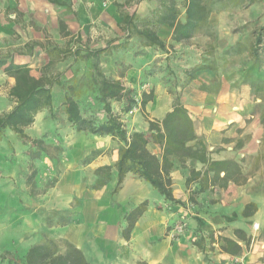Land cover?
<instances>
[{"label":"rangeland","instance_id":"rangeland-1","mask_svg":"<svg viewBox=\"0 0 264 264\" xmlns=\"http://www.w3.org/2000/svg\"><path fill=\"white\" fill-rule=\"evenodd\" d=\"M57 1H64L65 4L47 1L46 8L42 10L47 20L54 19L53 25L48 24V20L46 27L37 24L41 16L35 15L34 12L19 11L17 0H0V57L13 55L15 61L28 59L33 75H58L64 84V88L53 85L52 112L43 109L36 114L34 122L24 128L27 137L22 138L11 129H5L0 136V259L5 257L3 261L0 260V264H6L9 257L22 258L31 245L45 238L61 240L62 244L71 243L61 235V228L81 219L82 203L79 197L71 194V191L75 192L71 188L76 187L77 183L91 189L96 180V169L89 163L96 161L101 154L111 158L113 150L118 148V143L109 136L95 137L96 135L87 132L75 131L61 112L64 93L71 91L69 85H74L72 93L81 98L91 94L92 84L89 77L91 60L84 57L77 59L71 56L62 59L54 57L49 63L47 49L53 46L58 48L71 46L74 49V46L79 44L84 46V49H94L105 46L110 40H114L111 46L123 43L125 40L121 28L123 14L136 13L139 16L147 11L150 13L157 4L156 0H113L118 14L115 29L98 28L96 22H90L84 25L82 30L77 31L70 24V21L77 19L73 2ZM216 7L219 11L209 18L215 36L197 34L189 38L190 56L194 57V54L197 56L199 51L213 46L214 57L218 59L223 75L237 81H242L246 73H250L251 79L258 76L264 78V55L260 67L257 68H252V59L247 50L221 58L223 50L238 39L247 44L253 40L254 29L264 24V0L253 2L219 0ZM61 22L63 30L60 29ZM30 48L31 55H28ZM144 52V48H140L137 40L131 38L128 40L126 50L109 49L97 61L101 72L110 78L127 77L130 72L131 76L126 82H132L137 101L141 98L143 90L161 91L163 88L161 84H164V77L168 71L165 66L168 57L156 55L153 51L147 52V57H140ZM178 63L176 65L168 62V66L177 70L185 65L184 62ZM148 71L154 73L147 74ZM9 81V75L0 68V115L14 105V101L8 95L11 87ZM255 105L257 111H264L263 102ZM111 106L117 110L120 103L112 102ZM93 111L98 117H103L101 109L93 107ZM152 113L154 112L148 111L145 107L141 109L137 104L123 113L121 120L129 132L141 130V124L147 119L157 120ZM32 139L42 142L37 146ZM149 148L153 151L155 147ZM262 150L264 151V142ZM262 163L264 166V158ZM109 173L110 178L107 182L112 179L111 172ZM259 181H264V175ZM260 184L263 187L261 182ZM192 191L185 190L187 195L178 198L184 201V205H178L181 211L180 220L167 226L168 230H174V237L177 235L183 237L187 234L185 214L190 213L194 205L188 199ZM113 192L115 187L108 188V194L112 195ZM105 214L101 212L100 215ZM190 241L203 255H208L207 249L214 248L208 237L206 241L200 240L199 237H191ZM261 258L260 261L264 263V256ZM233 264H237V261L235 260Z\"/></svg>","mask_w":264,"mask_h":264},{"label":"crops","instance_id":"crops-1","mask_svg":"<svg viewBox=\"0 0 264 264\" xmlns=\"http://www.w3.org/2000/svg\"><path fill=\"white\" fill-rule=\"evenodd\" d=\"M47 1L17 0V9L41 16L37 24L47 27L48 20V24L53 25L54 22V19L47 20L43 16L42 10L46 8ZM71 1L77 19L70 21V24L75 30H82L90 22H96L98 28H116L118 14L113 0ZM217 11H213L210 16ZM147 14L148 11L139 16ZM70 24L69 28L72 27ZM171 32V28L166 25L158 27L160 38L167 43L171 42ZM189 47L188 39L168 47L175 52L169 62L176 65L178 62L185 63L177 70L173 68L182 79L183 70L199 62L203 53L199 51L197 56L194 54L191 57ZM143 48L145 54L141 53L140 57H147V52L152 51L156 55H166L155 49ZM18 62H26L31 68L28 59ZM128 74L131 76L130 72ZM129 76L115 78L133 87L132 82H126ZM9 79L11 86L14 78L9 76ZM161 86V91H153L145 105V109L154 112L152 114L157 120L173 104V94L167 90L165 83ZM177 91L194 120L198 139L207 148V157L239 161L243 174L247 172L246 180L230 182L225 188L215 187L214 190L199 194L190 213L185 214L187 234L174 237V230H168L167 226L180 220L178 204L166 201L148 182L131 173L125 176L121 186L112 195L108 194V188L116 185L114 163L118 153L115 149L111 158H107L106 154L99 155L89 165L94 169L110 166L112 179L103 186H92L91 189L76 183V187L71 188L75 192L71 191V194L82 201L81 219L61 228V235L80 248L90 264H223V261L225 264H233L235 260L237 264H264L260 261L261 256H264V181H259L264 175V129L261 123L262 112L255 107L260 100H254L249 84L223 75L219 64L216 71L200 69L192 73V78L187 80L183 88H177ZM147 127L148 122L144 121L140 129ZM153 151L158 152V148ZM173 160L175 164L170 170L172 195L178 199L187 195L185 190L195 188V184L188 189L185 187V177L190 169L200 170L204 165L195 158H189L185 166L181 167L175 158ZM144 201L147 202L146 209L138 216L128 238H125L123 229L126 212ZM249 203H254L256 208L244 216L243 210ZM101 212L106 214L102 216ZM237 230L241 231L240 238ZM209 233H213L215 242L211 244L214 248L207 249L208 255H203L190 238L202 235L206 241ZM244 235L246 240L243 239ZM222 237L237 241L241 246L240 252H224L219 241Z\"/></svg>","mask_w":264,"mask_h":264},{"label":"trees","instance_id":"trees-1","mask_svg":"<svg viewBox=\"0 0 264 264\" xmlns=\"http://www.w3.org/2000/svg\"><path fill=\"white\" fill-rule=\"evenodd\" d=\"M52 3L65 4L64 1L49 0ZM156 6L144 16L136 13H124L121 28L124 31V41L111 46L110 40L103 47L94 49L85 48L82 45L58 48L53 46L47 49L50 63L51 58L73 59L88 58L91 60L89 73L92 92L85 98L72 93L74 85H69L70 92L65 91L61 103V112L66 121L77 132H87L96 136H110L118 143V157L114 163L116 169L117 190L128 173L148 182L152 188L171 204L184 205L181 199H175L172 195V180L170 170L174 167V158L183 167L189 158H195L203 163L200 170L190 169L185 177V186L195 184L188 196L189 201L196 202L199 194L214 190L215 187L225 188L230 182H244L246 174L242 172V165L235 159H211L207 157V148L202 140L198 139L195 132L194 120L181 101L177 88H183L187 80L192 78V73L200 69L216 71L218 59L214 57L215 48L211 46L203 51L201 60L189 68L183 70L184 79L173 69L169 68L170 56L175 52L168 49L173 43L187 40L197 34L214 37L213 27L209 22L210 14L217 9L219 0H156ZM256 1V0H252ZM166 25L171 28V42L167 43L160 38L158 27ZM60 29H64L60 23ZM253 40L249 43L238 39L234 44L226 47L223 56L233 55L247 50L252 59V68L260 67L264 55V24L253 31ZM135 38L140 47H148L165 53L167 74L164 83L167 90L173 94V104L161 119H147L146 130H134L129 132L121 120V115L129 111L134 105L139 104L143 109L151 99L153 92L143 90L141 98L137 101L134 87L126 86L120 78H110L103 74L98 67L99 57L109 49L126 50L128 40ZM80 41V39H78ZM29 49L28 55H31ZM0 68L14 78V83L9 88L8 95L14 101L9 111L0 115V136L5 129H11L20 137L27 134L24 128L30 126L38 112L53 108V85L64 88L63 81L58 75L35 76L26 62L15 61L13 55L0 57ZM151 72L148 71L147 74ZM154 72L152 71L151 74ZM250 73H246L243 82L249 84L254 100L259 99L264 103V78L260 76L251 79ZM174 88V89H173ZM69 90V89H68ZM112 102L120 103V108L114 110ZM93 107L103 111V117H98ZM92 108V110H91ZM261 123L264 129V111L261 113ZM38 146L37 139H32ZM149 146L158 148V152L152 151ZM110 166H102L96 169V180L93 188H98L107 183L110 178ZM144 201L133 207L125 214V227L123 236L128 238L138 216L146 209ZM256 208L254 203H249L243 210L247 216ZM240 238L241 231L237 230ZM211 242L213 233L207 235ZM203 239L202 235L199 237ZM243 239L246 240L245 235ZM221 248L229 254H237L241 246L237 241L222 237L219 239ZM202 243V242H201ZM5 257H1V261ZM6 264H90L83 251L74 244L63 242L54 238H45L31 245L20 259L9 257Z\"/></svg>","mask_w":264,"mask_h":264}]
</instances>
